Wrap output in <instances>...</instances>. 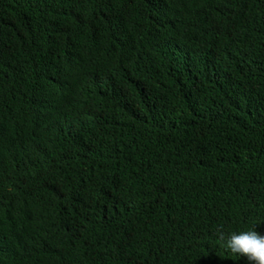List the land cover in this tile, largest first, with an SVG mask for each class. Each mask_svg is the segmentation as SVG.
Wrapping results in <instances>:
<instances>
[{
  "label": "trees",
  "instance_id": "1",
  "mask_svg": "<svg viewBox=\"0 0 264 264\" xmlns=\"http://www.w3.org/2000/svg\"><path fill=\"white\" fill-rule=\"evenodd\" d=\"M248 230L264 0H0V264H249Z\"/></svg>",
  "mask_w": 264,
  "mask_h": 264
},
{
  "label": "clouds",
  "instance_id": "2",
  "mask_svg": "<svg viewBox=\"0 0 264 264\" xmlns=\"http://www.w3.org/2000/svg\"><path fill=\"white\" fill-rule=\"evenodd\" d=\"M71 170H65L71 174ZM64 176V175H62ZM65 177V176H64ZM64 180H69L66 177ZM58 228L57 225H50L47 229L53 232ZM219 239L224 240V233L220 230ZM226 248L239 257H244L249 264H264V235L255 230L240 231L238 234L233 232L226 240Z\"/></svg>",
  "mask_w": 264,
  "mask_h": 264
}]
</instances>
